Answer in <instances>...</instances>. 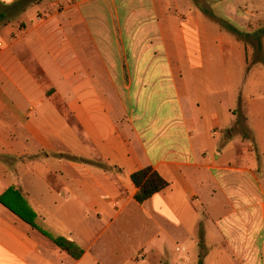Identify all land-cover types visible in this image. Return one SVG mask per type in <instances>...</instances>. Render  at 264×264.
Masks as SVG:
<instances>
[{
	"label": "crops",
	"instance_id": "crops-1",
	"mask_svg": "<svg viewBox=\"0 0 264 264\" xmlns=\"http://www.w3.org/2000/svg\"><path fill=\"white\" fill-rule=\"evenodd\" d=\"M17 14L0 27V196L20 190L83 254L0 203V264H264V0ZM147 167L168 187L139 204L131 176Z\"/></svg>",
	"mask_w": 264,
	"mask_h": 264
},
{
	"label": "trees",
	"instance_id": "trees-1",
	"mask_svg": "<svg viewBox=\"0 0 264 264\" xmlns=\"http://www.w3.org/2000/svg\"><path fill=\"white\" fill-rule=\"evenodd\" d=\"M42 0H20L17 1L12 6L7 7L2 12H0V21L9 17V10L14 12H19L24 10L27 6L31 4L38 3ZM229 30L242 36L241 32L234 29L231 26H226ZM264 36V28L260 29L253 35V39L256 41L257 45L260 47V38ZM131 180L137 189L134 199L137 203L142 204L145 201L152 198L155 194L163 191L168 187V183L151 167L141 169L131 176ZM0 203L8 208L12 213H14L21 220L29 224L33 229L39 231L43 236L47 237L54 245H56L60 250L65 251L71 258L78 260L82 254L83 250L75 244L73 241L58 237L53 238L50 234L40 229L35 224V213L29 208L22 192L18 189L9 188L0 196Z\"/></svg>",
	"mask_w": 264,
	"mask_h": 264
},
{
	"label": "rangeland",
	"instance_id": "rangeland-1",
	"mask_svg": "<svg viewBox=\"0 0 264 264\" xmlns=\"http://www.w3.org/2000/svg\"><path fill=\"white\" fill-rule=\"evenodd\" d=\"M17 1H20V0H0V9H1V7H4L6 4L7 5L9 4V6H12ZM11 10L8 11L9 12V14H8L9 17H7V18L3 19L2 21H0V27H2L3 24H5V23L13 22L15 20V18L17 17V15H18L17 12H14V11L11 12ZM248 47L250 49V51L248 53V56L251 57L252 48L250 46H248ZM262 57H264V50H262V52H260L258 58H262ZM249 63H253V60L251 59L249 61ZM260 81L264 82V77H262L260 79ZM262 84H264V83H262ZM180 257L185 260V262L183 264H199L201 262L200 259L196 258V254L194 252H192V253H181ZM139 258H143V255L140 256Z\"/></svg>",
	"mask_w": 264,
	"mask_h": 264
},
{
	"label": "water",
	"instance_id": "water-1",
	"mask_svg": "<svg viewBox=\"0 0 264 264\" xmlns=\"http://www.w3.org/2000/svg\"><path fill=\"white\" fill-rule=\"evenodd\" d=\"M199 264H202L201 262Z\"/></svg>",
	"mask_w": 264,
	"mask_h": 264
}]
</instances>
